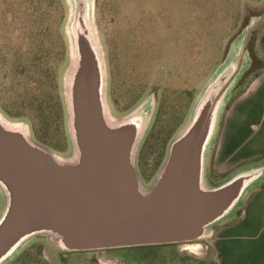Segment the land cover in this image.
<instances>
[{
	"label": "water",
	"instance_id": "95a60500",
	"mask_svg": "<svg viewBox=\"0 0 264 264\" xmlns=\"http://www.w3.org/2000/svg\"><path fill=\"white\" fill-rule=\"evenodd\" d=\"M68 64L62 99L68 153L0 109V264L32 241L67 253L186 244L213 237L264 184V158L223 180L210 161L224 112L254 64L247 30L199 87L150 183L137 159L159 104L154 87L130 111L113 112L97 0H64Z\"/></svg>",
	"mask_w": 264,
	"mask_h": 264
},
{
	"label": "rangeland",
	"instance_id": "374dc122",
	"mask_svg": "<svg viewBox=\"0 0 264 264\" xmlns=\"http://www.w3.org/2000/svg\"><path fill=\"white\" fill-rule=\"evenodd\" d=\"M96 6L113 112L123 115L130 111L161 75L157 79V113L137 159L141 177L148 184L199 87L247 26V49L256 66L233 98L258 72L255 44L264 27V0H97ZM66 15L64 0H0V103L30 101L29 91L15 84L22 79L21 72L35 64L42 66L37 71L59 66L56 73L62 99L63 74L69 61L63 31ZM113 26L120 29L115 31V45L107 41ZM33 116L35 139L52 151L68 153L65 109L64 123L56 105L45 113L35 109ZM225 177L211 176V180ZM213 237L186 244L87 253H67L48 241L34 240L9 264H215Z\"/></svg>",
	"mask_w": 264,
	"mask_h": 264
},
{
	"label": "crops",
	"instance_id": "0c3cea01",
	"mask_svg": "<svg viewBox=\"0 0 264 264\" xmlns=\"http://www.w3.org/2000/svg\"><path fill=\"white\" fill-rule=\"evenodd\" d=\"M255 53L258 72L224 112L210 161L213 178L264 158V27ZM211 245L215 264H264V184L236 218L216 229Z\"/></svg>",
	"mask_w": 264,
	"mask_h": 264
},
{
	"label": "flooded vegetation",
	"instance_id": "af4514ba",
	"mask_svg": "<svg viewBox=\"0 0 264 264\" xmlns=\"http://www.w3.org/2000/svg\"><path fill=\"white\" fill-rule=\"evenodd\" d=\"M116 30H120L119 26H113L112 35L110 36L111 39H107L108 42L111 40L113 45L118 41L115 37ZM39 67L42 66L38 64L28 66L27 69L21 72L22 79L18 80L15 84L18 88L25 87L26 90L29 91V102L22 104H10L8 102L5 104L0 103V109L6 116L15 120H26L31 125L34 138L35 126L33 113H35V109L40 113H45L47 111H52L56 105L58 109L61 110L64 123V105L61 99L56 73V69H58L59 66L56 68L54 66L53 69L49 71H37ZM159 74L161 73L159 72ZM37 75H43V78H36ZM160 76L158 75L156 80H153L154 84H156L154 87H160V83L157 81Z\"/></svg>",
	"mask_w": 264,
	"mask_h": 264
},
{
	"label": "trees",
	"instance_id": "16d2710c",
	"mask_svg": "<svg viewBox=\"0 0 264 264\" xmlns=\"http://www.w3.org/2000/svg\"><path fill=\"white\" fill-rule=\"evenodd\" d=\"M254 62H256V61H254ZM256 65H255V63L253 64V67H255ZM258 66V65H257ZM248 75V74H247ZM243 84H244V80L239 84V86L237 87V89H236V91H235V93H237V91H238V89L240 88V87H242L243 86ZM234 93V94H235ZM160 246H164V245H160ZM167 246V245H166ZM153 247H155V246H146V247H136V248H153ZM126 249H133V248H126ZM116 250H122V249H116ZM103 251H110V250H103ZM88 252H96V251H88ZM87 253V252H86Z\"/></svg>",
	"mask_w": 264,
	"mask_h": 264
}]
</instances>
